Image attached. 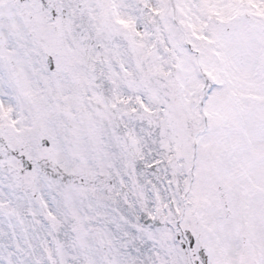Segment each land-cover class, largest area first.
<instances>
[{
	"label": "snow or ice",
	"instance_id": "1",
	"mask_svg": "<svg viewBox=\"0 0 264 264\" xmlns=\"http://www.w3.org/2000/svg\"><path fill=\"white\" fill-rule=\"evenodd\" d=\"M0 264H264V0H0Z\"/></svg>",
	"mask_w": 264,
	"mask_h": 264
}]
</instances>
